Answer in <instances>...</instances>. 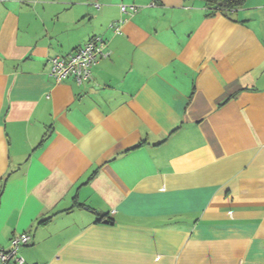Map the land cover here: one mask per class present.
Here are the masks:
<instances>
[{"label":"crops","instance_id":"1","mask_svg":"<svg viewBox=\"0 0 264 264\" xmlns=\"http://www.w3.org/2000/svg\"><path fill=\"white\" fill-rule=\"evenodd\" d=\"M95 36L90 80L55 83ZM20 234L24 264H264V0H0V248Z\"/></svg>","mask_w":264,"mask_h":264},{"label":"built area","instance_id":"2","mask_svg":"<svg viewBox=\"0 0 264 264\" xmlns=\"http://www.w3.org/2000/svg\"><path fill=\"white\" fill-rule=\"evenodd\" d=\"M95 7L98 8V5L95 4ZM119 10L121 15L126 16L136 13L138 7L121 4ZM125 21L124 18L113 21L110 23L109 29L113 34L120 35ZM108 56L106 41L99 36H95L68 55L51 58L48 74L55 83L72 79L75 84L81 85L90 80L94 66ZM29 242L30 236L28 234L14 235L7 249L0 248V264H24V260L19 256L18 251L28 245Z\"/></svg>","mask_w":264,"mask_h":264},{"label":"trees","instance_id":"3","mask_svg":"<svg viewBox=\"0 0 264 264\" xmlns=\"http://www.w3.org/2000/svg\"><path fill=\"white\" fill-rule=\"evenodd\" d=\"M209 10L210 15L215 13H227L238 8H241L246 0H200ZM103 218H99L97 222H102ZM108 222H110L108 220Z\"/></svg>","mask_w":264,"mask_h":264}]
</instances>
